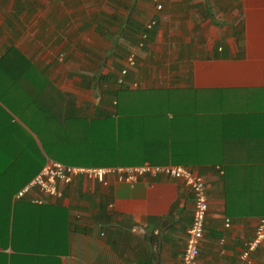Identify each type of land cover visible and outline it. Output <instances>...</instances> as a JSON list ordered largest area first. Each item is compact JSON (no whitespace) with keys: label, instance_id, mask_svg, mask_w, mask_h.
<instances>
[{"label":"crops","instance_id":"obj_1","mask_svg":"<svg viewBox=\"0 0 264 264\" xmlns=\"http://www.w3.org/2000/svg\"><path fill=\"white\" fill-rule=\"evenodd\" d=\"M159 1L155 11L152 0H0V57L13 47L32 64L20 79L12 78L23 69L16 58L0 69V185L29 183L46 160L74 161L73 137L60 141L57 123L114 120L112 91L131 55L121 85L169 90L163 117L176 115L172 150L152 137L157 146L136 160L158 156L204 178L199 261L244 264L238 254L264 218L246 203L241 180L264 167V0ZM76 180L40 206L16 202L9 216L0 195V264H182L192 198L180 181ZM249 260L264 264V241Z\"/></svg>","mask_w":264,"mask_h":264},{"label":"trees","instance_id":"obj_2","mask_svg":"<svg viewBox=\"0 0 264 264\" xmlns=\"http://www.w3.org/2000/svg\"><path fill=\"white\" fill-rule=\"evenodd\" d=\"M152 30V27L148 30L144 28L147 34L146 36H148ZM12 57H14L13 59L16 58L17 62L21 63L23 66L22 71L17 72L12 78H26L28 68L32 69V64L13 47L6 48L1 55L0 69L6 70L7 66L9 67V61ZM4 67H6V69ZM36 73L37 71H35L34 74ZM39 77L45 79L41 72ZM28 78H30V76ZM100 78L102 77L95 75L96 80H100ZM112 92L113 99L116 100V113L113 114L114 120H112L111 116L104 117L100 122L86 119L79 120L77 118L74 119V117L65 118V124H61L60 122L61 129L58 127L59 123H57L56 133L57 135H61L60 141H64V134L70 135L71 138L73 137L77 149L69 154L75 162L64 158H56L54 160L55 162L70 166L73 165L74 167L79 166L81 168L88 166H136L142 164L144 161L143 157L140 161H137L136 158L140 155H146L148 153L146 149H149V153H151L153 145L155 147L157 146L156 143L152 141L153 138L157 140L160 147L167 145V147L172 150V135L169 131H176V115H172L169 120L163 117V108L165 106L172 107V105H170L171 102H169L171 101L169 90H139L136 88L134 90H129L122 85H117L116 90ZM43 94H47V92ZM43 94L40 95V97H42ZM57 96L64 95L57 91ZM58 115L59 113L57 116ZM100 131L102 134L96 136L95 132L100 134ZM150 131H165L166 136L162 137L167 138L166 141L163 139L161 142L162 138H160L159 135L149 134ZM73 135H75V137ZM69 139L70 138H66L65 141ZM160 147H158V149ZM66 155L67 153L65 152L59 157H64ZM153 160L150 158L148 163L153 166H161L164 163L162 162L164 158L163 160H159L158 156L155 158L153 157ZM262 168L264 167L257 168L256 170L254 168L245 170V174L241 179L242 182L244 181L246 183V203H249L248 205L250 208L256 209L257 215L261 218L264 217V169ZM227 179L228 176L224 175V180L226 182H228ZM22 186L24 185H17L15 188L11 189L10 185H0V195L2 196L1 203L5 204V209L6 211L8 210V216L10 208H14L16 202H18L12 201V195ZM231 190H238V188L231 187ZM229 192L230 190L226 189V193ZM248 194H251V196ZM224 209H226L227 212V207L225 205ZM233 211H237L236 208L230 209L228 213L231 212L233 214ZM148 264H151L150 260H148Z\"/></svg>","mask_w":264,"mask_h":264},{"label":"built area","instance_id":"obj_3","mask_svg":"<svg viewBox=\"0 0 264 264\" xmlns=\"http://www.w3.org/2000/svg\"><path fill=\"white\" fill-rule=\"evenodd\" d=\"M155 11L161 8L159 0H152ZM152 27V23L146 24L145 29ZM146 33L138 36L137 47H142L146 41ZM125 68L121 71L116 85H121L122 78L135 65L131 55L126 57ZM148 177L154 180L159 178L180 181L190 192L192 198V222L186 233L182 250V264H201L199 261V248L203 239L205 228V183L201 178L187 167L180 165L165 164L153 166L143 163L136 166L123 167H83L64 165L52 160H46L39 173L12 195V201L28 199L30 203L40 206L44 198L58 199L61 192L71 186L76 179L82 178L96 181L105 185L108 178H113L120 183L133 184L140 178ZM227 226V224H225ZM264 241V218L257 222L252 237L244 244L243 250L238 254L241 263H250V254L253 253Z\"/></svg>","mask_w":264,"mask_h":264},{"label":"rangeland","instance_id":"obj_4","mask_svg":"<svg viewBox=\"0 0 264 264\" xmlns=\"http://www.w3.org/2000/svg\"><path fill=\"white\" fill-rule=\"evenodd\" d=\"M85 11L89 14L90 12H92L93 11V8H91L90 6L88 7V6H86L85 8ZM122 10V9H121ZM126 11V10H125ZM126 15H128V13L126 12ZM120 17H122V15H120V16H118V20L120 21ZM110 40V39H109ZM108 39H105L104 41H102L101 40V43L103 44V46H104V48L107 46H110L111 44H109V41ZM137 41H138V39H137ZM114 44L116 43L115 41L113 42ZM142 48V47H141ZM93 98H94V96H93ZM217 106V105H216ZM112 109L115 111V113H116V110H115V108L112 106ZM114 113V114H115ZM215 116H214V121H215V125L216 126H221V119H223V116H218L219 115V113H217V114H214ZM220 115H222V113L220 114ZM109 120V119H108ZM98 122H100V121H98ZM220 122V123H219ZM217 128V127H216Z\"/></svg>","mask_w":264,"mask_h":264}]
</instances>
